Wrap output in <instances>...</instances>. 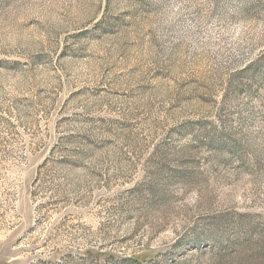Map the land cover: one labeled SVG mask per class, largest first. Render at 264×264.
<instances>
[{"label":"rangeland","instance_id":"obj_1","mask_svg":"<svg viewBox=\"0 0 264 264\" xmlns=\"http://www.w3.org/2000/svg\"><path fill=\"white\" fill-rule=\"evenodd\" d=\"M132 259L264 264V0H0V264Z\"/></svg>","mask_w":264,"mask_h":264},{"label":"trees","instance_id":"obj_2","mask_svg":"<svg viewBox=\"0 0 264 264\" xmlns=\"http://www.w3.org/2000/svg\"><path fill=\"white\" fill-rule=\"evenodd\" d=\"M224 247L221 248V250H223ZM131 264H142L139 260L136 259H132V261L130 262Z\"/></svg>","mask_w":264,"mask_h":264}]
</instances>
